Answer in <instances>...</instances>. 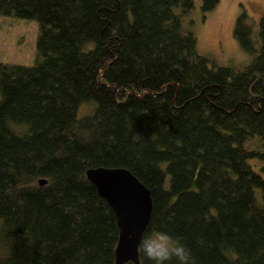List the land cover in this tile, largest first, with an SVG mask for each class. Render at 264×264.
Returning a JSON list of instances; mask_svg holds the SVG:
<instances>
[{
	"label": "trees",
	"instance_id": "1",
	"mask_svg": "<svg viewBox=\"0 0 264 264\" xmlns=\"http://www.w3.org/2000/svg\"><path fill=\"white\" fill-rule=\"evenodd\" d=\"M193 7L0 0V16L38 23L34 65L0 63V264H115V214L85 176L97 168L148 189L143 236L169 233L194 264H264V16L256 32L236 17L252 54L236 69L198 52Z\"/></svg>",
	"mask_w": 264,
	"mask_h": 264
},
{
	"label": "rangeland",
	"instance_id": "2",
	"mask_svg": "<svg viewBox=\"0 0 264 264\" xmlns=\"http://www.w3.org/2000/svg\"><path fill=\"white\" fill-rule=\"evenodd\" d=\"M201 2L194 0L188 15L198 52L209 57L215 66L240 69L247 65L252 54L238 46L233 36L235 20L244 11L256 32L258 21L264 16V0H218L217 6L204 15L200 10ZM37 34L38 23L33 19L0 16V63L34 65Z\"/></svg>",
	"mask_w": 264,
	"mask_h": 264
},
{
	"label": "water",
	"instance_id": "3",
	"mask_svg": "<svg viewBox=\"0 0 264 264\" xmlns=\"http://www.w3.org/2000/svg\"><path fill=\"white\" fill-rule=\"evenodd\" d=\"M98 195L112 208L119 230L115 264L138 263V249L147 228L152 203L150 193L129 171L97 168L85 172ZM40 185L45 181L40 180Z\"/></svg>",
	"mask_w": 264,
	"mask_h": 264
},
{
	"label": "clouds",
	"instance_id": "4",
	"mask_svg": "<svg viewBox=\"0 0 264 264\" xmlns=\"http://www.w3.org/2000/svg\"><path fill=\"white\" fill-rule=\"evenodd\" d=\"M140 253L153 264H194L190 249L178 238L164 231H152L139 243Z\"/></svg>",
	"mask_w": 264,
	"mask_h": 264
},
{
	"label": "bare ground",
	"instance_id": "5",
	"mask_svg": "<svg viewBox=\"0 0 264 264\" xmlns=\"http://www.w3.org/2000/svg\"><path fill=\"white\" fill-rule=\"evenodd\" d=\"M150 216H151V214H150ZM149 219H150V218H149ZM148 223H149V222H148ZM127 263H132V262L129 261V262H127ZM127 263H125V264H127ZM138 263H139V259H138ZM132 264H134V263H132Z\"/></svg>",
	"mask_w": 264,
	"mask_h": 264
}]
</instances>
